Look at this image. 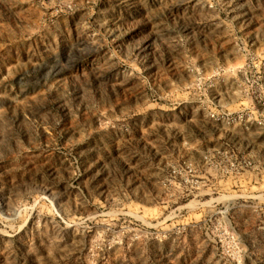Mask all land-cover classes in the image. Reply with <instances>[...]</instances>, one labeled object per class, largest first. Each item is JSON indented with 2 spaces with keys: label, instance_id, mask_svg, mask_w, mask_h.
Listing matches in <instances>:
<instances>
[{
  "label": "rangeland",
  "instance_id": "374dc122",
  "mask_svg": "<svg viewBox=\"0 0 264 264\" xmlns=\"http://www.w3.org/2000/svg\"><path fill=\"white\" fill-rule=\"evenodd\" d=\"M0 264H264V0H0Z\"/></svg>",
  "mask_w": 264,
  "mask_h": 264
}]
</instances>
